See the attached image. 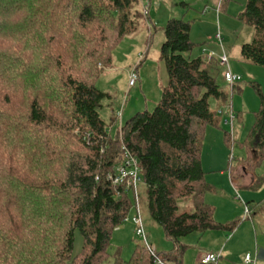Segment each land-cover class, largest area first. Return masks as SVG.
Segmentation results:
<instances>
[{"label":"trees","instance_id":"trees-1","mask_svg":"<svg viewBox=\"0 0 264 264\" xmlns=\"http://www.w3.org/2000/svg\"><path fill=\"white\" fill-rule=\"evenodd\" d=\"M237 19L253 29L240 57L264 70V0H246ZM142 23L150 45L156 25L140 0H0V264H155L142 243L126 261L119 249L108 252L135 205L131 190L108 179L124 148L138 160L150 218L173 243L156 252L164 264H183L187 236L236 228L216 221L205 202L212 187L201 154L210 127L232 141L241 117L231 100L242 87L219 84L216 60L204 67L192 57L199 45L190 39L191 21L171 18L159 29L167 83L154 109L120 125L113 113L114 137L99 115L109 98L96 87L102 71ZM250 85L260 103L241 161L254 172L264 163V97L258 83ZM226 109L232 123L218 114ZM263 184L264 175L254 174L249 188ZM188 198L191 210L180 212ZM245 205L264 211V200ZM76 230L82 243L72 255Z\"/></svg>","mask_w":264,"mask_h":264},{"label":"rangeland","instance_id":"rangeland-1","mask_svg":"<svg viewBox=\"0 0 264 264\" xmlns=\"http://www.w3.org/2000/svg\"><path fill=\"white\" fill-rule=\"evenodd\" d=\"M162 1L165 4L162 5L163 8L167 4L168 8L165 14L167 13L170 19L181 18L185 13L180 3L187 4L189 2L187 5L192 7V10L187 12L186 20L191 21L190 39L193 42L197 41L195 44L199 45L192 52V57H206L211 46H215V44L220 46L219 41H216L215 38V35L219 33L222 36V46L228 53L226 54L231 72L241 78L239 84L242 87V92L241 94L235 93L231 100V108L241 117L234 121L232 141L229 144L226 143L223 140L222 130L210 127L207 129L201 154V165L206 173L205 180L212 187V191L207 193L206 198L208 205L214 209V218L222 224L236 221L237 226L233 232L208 231L203 237V245L195 247L208 251L212 250L214 253L220 252L222 254L220 264H243V258L246 254H249L252 260L255 259L257 264H264V211L256 209L255 212L252 210L249 216L245 214V203H253L250 202L252 200L254 202L264 200V184L256 191L245 188L239 189L230 179L234 178L236 173L241 176L243 173L241 168L247 172L251 171L245 167L247 164L241 161L247 157L245 145L242 143L253 124V112L258 109L260 103L250 85L251 82L260 85L264 97V70L259 66L243 62L239 56L240 46L249 43L253 35L251 27L242 25L237 21V18V20L234 18L239 9L243 11L246 0L226 1L228 8L224 12L221 10L220 13L221 17L225 15L229 17V23L221 24L219 31L215 21H213L214 31L212 27L205 25V22L209 21L211 17L209 13H201L203 5L213 0ZM214 9L215 7L212 6V13L215 12ZM161 13H164V10ZM151 18L152 20L156 18V11L153 8ZM161 26L162 24L156 25V31H152L150 45L146 43L149 35L143 23L135 34L125 38L113 53L112 66L103 69L102 76L96 84L98 90L109 95V98L102 103L103 107L99 111V115L113 137L118 130V125L115 123L111 127L110 118L112 115H116L121 110V122L124 123L136 112H151L160 99L162 88L167 83L166 70L163 62L159 59L160 46L164 41L163 35L159 31ZM136 67L139 81L134 87L128 88L129 73ZM98 69L101 70L102 67L99 65ZM218 81L219 84L226 85L221 72ZM117 121L119 124L118 119ZM221 128L223 130L230 129L223 125ZM220 171H223L225 176H222ZM256 173L264 175V163L256 170ZM139 200L144 231L150 230L151 232H145L147 242L154 247L157 253H162L163 251L158 245H165L166 242L171 243V241H167L160 226L149 216L144 184L139 185ZM185 210H191L190 198L179 201V211ZM132 217L133 210L116 229L119 232H113L111 246L108 249L110 255L119 249L120 257L125 261L128 260L132 247L142 243V240L134 233ZM196 238H198L197 235H190L182 239V242L189 245ZM217 239L221 244H217ZM81 243V236L76 230L72 255L80 252ZM197 249L188 247L184 255V264H198L200 256L206 252ZM108 264L114 263L109 260Z\"/></svg>","mask_w":264,"mask_h":264},{"label":"built area","instance_id":"built-area-1","mask_svg":"<svg viewBox=\"0 0 264 264\" xmlns=\"http://www.w3.org/2000/svg\"><path fill=\"white\" fill-rule=\"evenodd\" d=\"M144 13L146 14V9L144 10ZM215 38L219 42H221V37L219 33L215 35ZM213 56V53H209L207 55V60H211ZM216 64L217 67L222 70V75L225 83H227L228 85H233L234 83L241 81V78L239 76L234 75L231 72L230 67L228 65V59L225 54H222L217 58ZM138 81V74L134 70H131V72L129 73L128 88L134 87ZM218 114L227 115V117L230 119L229 122L232 123L234 116L233 113L228 109H226L225 111L219 110ZM116 118L119 120L120 125L122 118L121 110L116 113ZM124 150L125 157L123 158V163L119 164L115 168V171L113 172V174L109 175L108 179L116 186H123L125 189L131 190L135 202V205L133 207V217L131 218V222L134 226V233L137 237L142 240V244L144 245L148 253L154 258V263L164 264L163 261L159 257H157L156 250L154 249V247L147 242V237L144 231V224L139 206L138 186L140 185V183H142V179L138 160L137 158L132 156L125 148ZM245 214L246 216H249L250 214V211L246 206ZM221 259L222 254L220 252H207L199 259V264H218ZM243 264H255V260H252L249 254H246L243 258Z\"/></svg>","mask_w":264,"mask_h":264},{"label":"crops","instance_id":"crops-1","mask_svg":"<svg viewBox=\"0 0 264 264\" xmlns=\"http://www.w3.org/2000/svg\"><path fill=\"white\" fill-rule=\"evenodd\" d=\"M226 1H228V0H213V1H209V2H207V3H205L204 5H203V8H202V10H201V13L202 14H206V13H209L210 14V17H211V19L209 20V21H207V22H205V25H207V26H210V27H212V30L214 31V23H213V21H215L216 22V27L218 28V31L221 29V24H228L229 23V17L227 16V15H225V16H223V17H221V10H222V12H224V10L226 9V8H228L227 7V2ZM146 2V3H145ZM189 3V2H188ZM187 3V4H188ZM140 4L141 5H149V14H150V17H151V12H152V8L156 11V18L153 20L154 21V23H155V25H160V24H162V26L165 24V22L168 20V19H170L169 18V15H167V13L165 14V11L167 12V4H166V7L165 8H163L162 7V5H165L164 4V2L162 1V0H140ZM229 5V4H228ZM189 7H187V8H183V7H181V8H183L184 10H185V13L182 15V17H184L185 19L187 18V16H188V11L189 10H192V7L190 6V5H188ZM212 6H214L215 7V9H214V13H212V10H211V7ZM162 8V9H161ZM162 10H164V13H161V11ZM241 9H239V11H238V13L234 16V18L236 19L237 18V16H238V14L241 12L240 11ZM161 14H164V15H161ZM237 20V19H236ZM196 21V20H195ZM195 21H193V22H195ZM237 21H239V20H237ZM240 22V21H239ZM202 23V22H201ZM241 23V22H240ZM193 24V23H192ZM242 24V23H241ZM243 25V24H242ZM227 26V25H226ZM190 34H191V32H190ZM220 37H221V42H219V44H220V46H217L216 44H215V46H211L210 47V52L209 53H213L214 54V56H213V58H212V60H216L217 61V58L220 56V55H222V54H225L226 56H227V52L225 51V49H224V47L222 46V36H221V34H220ZM252 37H253V35H252ZM216 40V39H215ZM216 41H218V40H216ZM195 42H197V41H195ZM194 42V43H195ZM242 46V45H241ZM241 46H240V48H241ZM240 48H239V56H240ZM218 49V50H217ZM217 50V51H216ZM227 53V54H226ZM203 58V61H204V67H207V65H209L210 63H211V61L210 60H207V56L205 57V56H203L202 57ZM227 59H228V57H227ZM242 59V58H241ZM244 62V61H243ZM229 65V64H228ZM231 70V69H230ZM233 110V109H232ZM241 172H243L242 173V175L241 176H238V174L236 173L235 175H234V178H230V179H232V181H233V184L234 185H237L236 187H238L239 189H243V188H245V189H250L249 187H250V185L252 184V181H253V178H254V174H257L256 173V170L254 171V172H252V170L250 171V172H247V171H244V169H242L241 168ZM220 174L222 175V176H225L224 175V173H223V171H220ZM258 175H260V174H258ZM235 187V188H236ZM210 193V192H209ZM207 195V194H206ZM206 195H205V197H204V199H205V202L208 204V202H207V198H206ZM251 202H254L253 200L251 201ZM260 202V201H259ZM246 204V203H245ZM252 219V218H251ZM220 223V222H219ZM146 229V228H145ZM116 231V230H115ZM116 232H119V230H117ZM145 232L146 233H151L150 232V230H145ZM206 233H204V234H202V235H198V234H194V235H197V237L198 238H196V240L194 241V240H192L191 241V243L188 245L187 243L185 244V245H187L188 247H193V248H195V249H197L195 246H198V245H203V243H202V240H203V237H204V235H205ZM190 236V235H189ZM188 236V237H189ZM219 238V237H218ZM167 241H170V240H167ZM217 244H221L220 243V241L217 239ZM158 246H160V248L162 249V251L163 252H165V251H168V250H171L172 248H173V243L171 242V243H169V242H166V244L164 245V244H159ZM165 248V250H163ZM132 250H133V247H132ZM197 250H199V251H201V250H203V252H214V251H212V250H207V249H201V248H198ZM132 253V252H131ZM206 253H203L201 256H200V258L204 255V254H206ZM131 255V254H130ZM185 255V254H184ZM130 257V256H129ZM184 260H185V258H184ZM255 260V259H254ZM125 261V260H124ZM222 261V260H221ZM198 263H199V261H198ZM183 264H184V262H183ZM188 264V263H187ZM255 264H257V262H256V260H255Z\"/></svg>","mask_w":264,"mask_h":264}]
</instances>
